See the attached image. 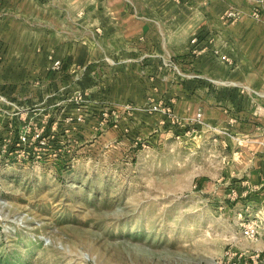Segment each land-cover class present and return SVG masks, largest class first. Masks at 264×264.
<instances>
[{
  "label": "rangeland",
  "instance_id": "rangeland-1",
  "mask_svg": "<svg viewBox=\"0 0 264 264\" xmlns=\"http://www.w3.org/2000/svg\"><path fill=\"white\" fill-rule=\"evenodd\" d=\"M37 1L45 5L38 10L39 22L0 25V51L55 47L74 59L65 57L68 61L98 65V80L91 81L103 97L86 123L75 129L61 120L53 137L42 128L46 122L36 120V130L21 114L11 116L14 105L0 94V264H228L230 257L239 264H264V145L259 143L264 137L255 114L246 116L240 99L223 105L205 98L183 121L176 120L166 99L157 105L164 110L168 103L175 119L169 112L139 110L149 106L143 100L147 81L141 68L132 71L125 61H143L147 68L150 58L115 54V34L95 38L91 31L98 26H80L78 8L71 23L54 24L51 19L63 14L47 0ZM98 1L109 7L119 0ZM257 8L264 11L255 6L252 15ZM229 9L240 17L238 9ZM227 10L224 18L233 22L225 17ZM90 15L95 18L94 9ZM257 20L264 23V16ZM250 25L264 32V24ZM219 36L228 37L227 32ZM233 41L237 53L240 41ZM192 50L182 54L173 47L161 57L162 69H151L169 84L177 74L204 82L210 94L229 84L217 51L213 68L205 71L192 66L202 49ZM38 89L31 82L23 95L42 108ZM0 92L12 98L16 89ZM55 92L65 104L43 113L58 117L64 106V113H71L75 104ZM20 135L27 137L21 145ZM249 220L261 225L255 238L243 236Z\"/></svg>",
  "mask_w": 264,
  "mask_h": 264
},
{
  "label": "crops",
  "instance_id": "crops-1",
  "mask_svg": "<svg viewBox=\"0 0 264 264\" xmlns=\"http://www.w3.org/2000/svg\"><path fill=\"white\" fill-rule=\"evenodd\" d=\"M263 1L119 0L108 7L103 1L98 0L82 1V3L80 0H47L46 5L52 6L57 9V13L63 14L58 19H51L54 24L63 20L71 23L74 20L72 10L78 8L80 17H75V19L80 26L83 25L84 28L89 23L98 26L91 31L96 35L95 38L103 39L105 36L113 37L115 34V42L119 43L115 45V54L125 52L130 56L142 55L150 58L147 68L142 67L143 61L142 63L125 61L132 71L134 67L141 68L142 74L145 75L141 78L147 81L143 100L149 106L139 110L151 113L160 112L165 116L163 110L152 111L150 105H163L164 99H166L173 103L176 116L183 121L189 118L185 117L186 115L195 111L196 104L203 103L205 98H208L210 102L223 103V105H233L240 99V102L244 103H241L240 109L246 113V116L255 114V124L260 131L259 136L264 137V32L253 30L250 25L252 23L264 24L261 22L262 20H257L252 15L255 6H264ZM40 6L45 5H40L37 0H0V25H18L22 24L24 20L27 23L39 22L40 15L37 13ZM240 6L244 8L242 9ZM229 8L239 10L241 15L236 21L225 20L224 13ZM91 9H94L97 14L95 18H92L91 15L87 16ZM2 29L5 30V28ZM224 32H227V38L219 36ZM12 35L13 33H10L5 37L9 38ZM224 35L226 36V34ZM17 37L21 39L22 35H17ZM193 38H198L196 44L191 43ZM233 39L240 41L237 53L236 43ZM194 46L197 49H202L195 64L192 63V66L199 70L208 71L209 68H213L215 64L211 57L213 51H217L222 57L227 58L223 59L220 56L224 64L222 67H227L228 77L231 80L229 84L218 87L214 94L207 92L203 85L204 82L187 81L182 74L181 76L177 74L176 80L169 84L168 81L163 80L164 74L156 73L151 69L153 67L162 69L165 62L161 57L171 53L169 49L172 51L175 47L185 52L182 54H186V52L189 54V52H193ZM103 54L107 56L110 53L103 51ZM69 55H64L55 47H31L27 51L20 48L8 49L7 52L0 51V88L16 89L15 98H9L0 92L2 101L14 105L15 114L12 113L11 116L17 118L21 114L22 119H29L36 130L39 123L36 120L42 121V123L46 122L47 125L45 124L42 128L47 126L55 137L56 132L62 128L61 120L69 123H66L67 126L76 129L77 124L82 125L93 114H97V110L100 109L97 105L102 102L103 94L94 91L91 79L98 80V77L94 75L98 65L91 66L92 63L78 64L77 61H68V59L74 60L69 58ZM65 57L68 59L66 60ZM55 60L61 62L59 69L53 67ZM37 71H43L45 76L42 79L36 76ZM27 72L32 73L25 76L24 73ZM137 73L139 74V71ZM74 81H79L77 82L79 84L74 86L76 83ZM31 82L34 87L40 88L38 90L42 91V95L39 96L44 104L42 108L37 107L40 105L39 101L36 102L35 99L23 95V88L29 87ZM132 86H135V83ZM98 87L96 86V88ZM58 89L62 92L63 99L72 105L75 104L74 110L66 115L64 113L66 106H64L58 117L52 116L51 112L44 114V109L50 110L57 104L59 106L65 104V101L56 95L55 90ZM44 91L49 92L43 94ZM198 96L200 97L198 98ZM165 104L168 105V103ZM190 104L193 105V108L189 106ZM181 106L182 108H180ZM254 106L256 110L252 112ZM228 110V107L224 108L225 112ZM80 117H82L81 120H79ZM259 143L264 145V140ZM262 218L264 219V213ZM262 231L264 232V229Z\"/></svg>",
  "mask_w": 264,
  "mask_h": 264
},
{
  "label": "built area",
  "instance_id": "built-area-1",
  "mask_svg": "<svg viewBox=\"0 0 264 264\" xmlns=\"http://www.w3.org/2000/svg\"><path fill=\"white\" fill-rule=\"evenodd\" d=\"M253 15L255 18L260 19L264 16V11H261L260 9L257 8L254 10ZM225 17L232 19L234 21L239 17V13L237 11L229 9V10H227ZM197 42H198V38L192 39L193 44H196ZM60 66H61V62L59 60H55L53 67L55 69H59ZM165 106H167V107H165L164 110L161 108V105H155L153 108L156 111L162 109L164 112H169L170 116L173 117L174 115L171 113L170 105H165ZM127 108H130V105H128ZM173 118L175 119L176 117H173ZM81 119H82V117L79 118V120H81ZM176 120H178V118H176ZM26 138H27L26 135H20V140H19L20 144L19 145H21L23 142H25ZM260 228H261V225L258 223L257 220H249V221L245 222L242 226L243 236L246 238H255L260 233ZM257 258H259V257H257ZM252 259L255 260L256 258L252 257ZM228 260H229L228 264H239L238 260L235 257L234 258L230 257V258H228Z\"/></svg>",
  "mask_w": 264,
  "mask_h": 264
}]
</instances>
